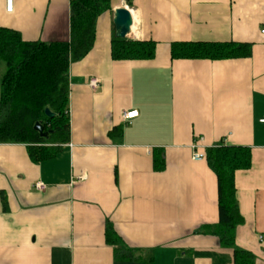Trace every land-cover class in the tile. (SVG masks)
<instances>
[{
    "label": "crops",
    "instance_id": "crops-1",
    "mask_svg": "<svg viewBox=\"0 0 264 264\" xmlns=\"http://www.w3.org/2000/svg\"><path fill=\"white\" fill-rule=\"evenodd\" d=\"M70 4L12 0L9 12L0 0V28L68 42ZM120 7L134 16L127 40L155 42L154 59L113 60ZM263 30L264 0H111L94 48L70 64L69 142L40 162L27 145L0 144V264H233L205 232L219 222L206 151L220 144L250 151L251 167L235 174V245L264 264ZM198 42L248 44L251 55L172 59L173 44ZM1 80L0 64V94Z\"/></svg>",
    "mask_w": 264,
    "mask_h": 264
},
{
    "label": "trees",
    "instance_id": "trees-1",
    "mask_svg": "<svg viewBox=\"0 0 264 264\" xmlns=\"http://www.w3.org/2000/svg\"><path fill=\"white\" fill-rule=\"evenodd\" d=\"M111 9V0H71V33L68 42H27L11 29L0 28V144L27 145L30 157L40 162L50 159L70 140L69 69L94 48L97 21ZM155 42L118 39L113 34L112 58L115 61L152 60ZM251 46L237 43H175L172 59L228 60L247 58ZM55 117L50 119L45 111ZM37 123L49 132L47 138L34 130ZM120 135L122 128H115ZM206 160L218 179L219 222L205 232L219 238L222 249L232 250L233 264H255V257L235 245L236 230L244 224L236 197L235 174L251 167L247 148L220 144L207 149ZM163 161L159 167H163ZM109 242H118L113 229Z\"/></svg>",
    "mask_w": 264,
    "mask_h": 264
},
{
    "label": "water",
    "instance_id": "water-1",
    "mask_svg": "<svg viewBox=\"0 0 264 264\" xmlns=\"http://www.w3.org/2000/svg\"><path fill=\"white\" fill-rule=\"evenodd\" d=\"M134 23V16L128 7L117 8L115 10L113 20L116 38L127 39L131 33ZM45 113L50 119L55 117V114L51 113V111L48 109L45 111ZM34 130L38 132L43 138H47L49 135V132H44V126L41 123H37L34 127Z\"/></svg>",
    "mask_w": 264,
    "mask_h": 264
},
{
    "label": "built area",
    "instance_id": "built-area-1",
    "mask_svg": "<svg viewBox=\"0 0 264 264\" xmlns=\"http://www.w3.org/2000/svg\"><path fill=\"white\" fill-rule=\"evenodd\" d=\"M7 2V10L9 12H11L12 9V0H6ZM262 33L264 34V30L262 31ZM99 84L98 80H91L90 81V86L92 88H96ZM138 116V112H132V113H124L123 114V119L128 121V120H133L134 118H136ZM260 123L264 125V118L260 120ZM198 146H194L193 149H197ZM205 159V155L199 151H195V153L193 154V160L195 161H201ZM35 189L43 192L47 189V186L45 184H43L42 182H39L35 185ZM261 242H264V236H261L260 238Z\"/></svg>",
    "mask_w": 264,
    "mask_h": 264
}]
</instances>
